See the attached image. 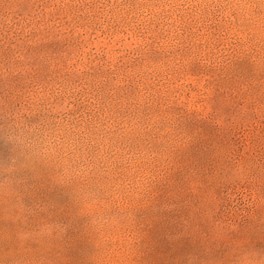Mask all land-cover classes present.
Segmentation results:
<instances>
[{
    "label": "rangeland",
    "instance_id": "374dc122",
    "mask_svg": "<svg viewBox=\"0 0 264 264\" xmlns=\"http://www.w3.org/2000/svg\"><path fill=\"white\" fill-rule=\"evenodd\" d=\"M245 259L264 264V0H0V264Z\"/></svg>",
    "mask_w": 264,
    "mask_h": 264
},
{
    "label": "clouds",
    "instance_id": "9594fccd",
    "mask_svg": "<svg viewBox=\"0 0 264 264\" xmlns=\"http://www.w3.org/2000/svg\"><path fill=\"white\" fill-rule=\"evenodd\" d=\"M20 144L34 152H46L47 151V141L44 139H31L29 136L25 133H20L19 137ZM242 264H248L247 260L245 259Z\"/></svg>",
    "mask_w": 264,
    "mask_h": 264
}]
</instances>
